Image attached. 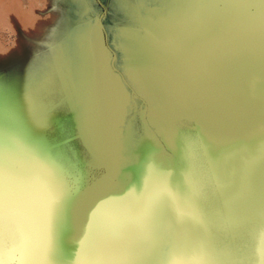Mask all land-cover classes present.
<instances>
[{"label":"rangeland","instance_id":"obj_1","mask_svg":"<svg viewBox=\"0 0 264 264\" xmlns=\"http://www.w3.org/2000/svg\"><path fill=\"white\" fill-rule=\"evenodd\" d=\"M101 1L121 72L145 100L148 122L166 149L180 160V135L195 122L201 144L215 150L218 161L227 146L232 155L246 156L237 150L242 142L227 133L229 119L236 122V134L255 131L242 129L248 121L236 119L241 113L264 122V25L249 14L251 0H211L192 11L172 0H134L119 12L112 0ZM102 12L97 0H0L5 125L54 157L67 186L79 188L82 199L100 194L104 182L107 190L121 181L119 116L128 92L111 71L112 54L98 26ZM217 83L234 93L209 103L190 102L193 85L211 89ZM36 98L48 113L45 127L31 118ZM130 98V125L136 130L142 101ZM161 108L162 127L153 119ZM182 118L189 127L180 128ZM74 251L68 243L69 264Z\"/></svg>","mask_w":264,"mask_h":264},{"label":"snow or ice","instance_id":"obj_2","mask_svg":"<svg viewBox=\"0 0 264 264\" xmlns=\"http://www.w3.org/2000/svg\"><path fill=\"white\" fill-rule=\"evenodd\" d=\"M134 0H112L119 12ZM211 0H172L189 11ZM249 14L264 25V0H251ZM113 70L121 72L118 62ZM31 118L47 125L48 113L34 99ZM217 152L193 138L184 148L179 176L156 159L138 183L122 194L81 198L69 188L63 166L37 150L33 138L5 125L0 85V264H243L233 232L247 231L246 213L256 197L253 176L217 195ZM264 157L249 163L252 172ZM260 215L264 217V209ZM264 223V222H262ZM264 264V226L255 237L253 264Z\"/></svg>","mask_w":264,"mask_h":264},{"label":"water","instance_id":"obj_3","mask_svg":"<svg viewBox=\"0 0 264 264\" xmlns=\"http://www.w3.org/2000/svg\"><path fill=\"white\" fill-rule=\"evenodd\" d=\"M97 2L103 8V12L98 19V26L103 32L105 47L112 54L110 59L111 71L118 75L117 78L119 82L125 91L128 92V104L124 106L122 116H119L121 117V119H119L121 127L119 129L118 138L121 143V157H118L117 159V167L120 169L118 175L121 177V181L116 186L109 187L107 190L105 189L106 186L104 182V187L102 186L103 184L101 185L103 187L100 191L101 193L99 192L100 194H98V192H94L90 197L103 196L105 193L112 195L122 194L121 189L126 190L128 187L135 186L138 183L140 179L139 172H143L145 164L153 159H156L159 163L162 162L163 164L169 165L168 172H176L178 179L180 162L175 155L166 149L159 135L150 126L147 118V104L145 100L135 92L122 72L117 73L113 70V63L117 62V54L109 43L106 27L103 22V18L107 14V8L101 0H97ZM131 95L142 101L140 104V111L135 112L141 123V128L136 130L130 125L131 120L129 109L134 106H130V103L134 100L130 98ZM136 107L137 105L135 108ZM183 119L185 118L181 119L180 128H183L182 126H188V122L184 123ZM250 128H253V130L261 128L262 132L260 134L264 137V122H257L252 119L248 121L247 125L242 129L248 130ZM199 134L200 133L196 130L195 122L192 128L190 127L186 131L183 130V135L185 137L179 134L182 143V151H184L185 145L191 141V139L195 138L199 142L200 147L204 149L206 153L207 149L201 144ZM256 139V146L254 147L255 143H252L251 146H249L250 153L246 156L243 154L232 155L230 153L231 147L227 146L226 149L221 152L224 157L221 161H218L219 176L215 178V183L217 185L216 194L220 196L225 194V189L228 185H231L234 182L245 184L249 180L250 175L254 178L257 191L253 206L249 212L246 213V219L250 218L247 223V231L244 233L235 231L231 237V239L237 241L241 246L242 251L240 259L243 264H253L255 237L258 230L264 226V223H262L264 222V217L260 215L261 210L264 209V165L257 163L254 172L249 168L250 162L259 161L261 157H264V139L261 140L260 137ZM242 149L245 150L246 147L243 146L241 149L237 150L243 153ZM255 264H259V262L255 261Z\"/></svg>","mask_w":264,"mask_h":264},{"label":"bare ground","instance_id":"obj_4","mask_svg":"<svg viewBox=\"0 0 264 264\" xmlns=\"http://www.w3.org/2000/svg\"><path fill=\"white\" fill-rule=\"evenodd\" d=\"M172 15L173 16L176 15V12L173 13ZM260 64L264 65V61L261 62ZM260 78L263 79V77H260ZM197 80L200 82L203 80V77L197 78ZM212 86H215V87H212L211 89H207V88L203 87L204 88L203 89L201 86L193 85V87H194L193 90H195L196 93L189 97L190 102L194 105H198L200 103H205V102L209 103L212 100H214V98L215 99H223V98H226L227 96H229L231 93H234L232 89H225L223 87V86H225V84H223V83H217V84H214ZM236 96L238 97V95H236ZM233 98H234V96H232V99ZM163 112H164V110L161 108V109H159L153 113V114H155V115H153L154 121H157V119H160V121H159L160 127H162L163 124H165V123H162V121L164 120V115H162ZM261 112H264V110ZM218 114L223 115V116L226 115V113L223 110H218ZM253 118L250 117L249 115L245 114V113H241L240 118H236V119H239L238 120L239 122L244 123V122L252 120ZM212 120L213 119H211V121L209 120L210 121L209 125L214 124V121H212ZM228 123L230 125L231 130L227 133V135L229 137L239 139L242 142L241 147H243V146L246 147L245 150H243V149L242 150L244 153H247V155L250 153L249 152V146H251V144L254 143L255 140H257L256 138L260 137V139H263V137L260 134L262 132L261 128H256L255 131L247 133L246 135H240V134H236V129H235L236 122H235V120L229 119Z\"/></svg>","mask_w":264,"mask_h":264}]
</instances>
